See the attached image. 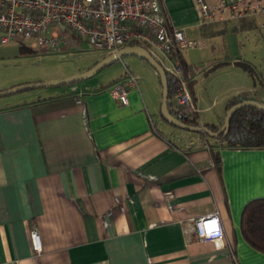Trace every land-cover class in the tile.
I'll list each match as a JSON object with an SVG mask.
<instances>
[{"label":"crops","instance_id":"obj_1","mask_svg":"<svg viewBox=\"0 0 264 264\" xmlns=\"http://www.w3.org/2000/svg\"><path fill=\"white\" fill-rule=\"evenodd\" d=\"M161 2L170 24L192 38L184 25L191 18L174 8L176 0ZM242 20L249 19L202 25L213 42L197 49L212 44L213 52L218 43L223 54L202 61L187 83L201 124L218 127L237 95L264 104L263 80L249 86L233 71L238 58L227 54L236 32L258 28L254 20L236 23ZM125 66L138 76L125 105L110 93L124 68L106 85L72 84L0 100V264L264 263L239 231L244 203L264 197V147H226L197 132L168 129L159 104L140 90L138 73ZM222 67L231 69L219 72L224 86L208 88L207 72ZM215 105L221 109L203 115ZM213 212L223 233L218 247L198 241L191 229L192 218ZM30 228L38 233V253Z\"/></svg>","mask_w":264,"mask_h":264},{"label":"built area","instance_id":"obj_2","mask_svg":"<svg viewBox=\"0 0 264 264\" xmlns=\"http://www.w3.org/2000/svg\"><path fill=\"white\" fill-rule=\"evenodd\" d=\"M202 22L217 20L256 21L264 29V0H193ZM84 41L91 50L107 55L121 47L138 45L158 63L172 80L166 109L179 121L191 120L194 112L187 86L201 71L200 65L183 64L179 52L205 46L203 38H188L182 28L173 27L161 0H0V44L16 43L38 55L68 44V35ZM125 76L110 88L122 105L127 88H137L138 76L123 65ZM198 241L222 243V228L215 212L191 219ZM30 245L40 251L38 233L28 230ZM264 264V263H260Z\"/></svg>","mask_w":264,"mask_h":264},{"label":"rangeland","instance_id":"obj_3","mask_svg":"<svg viewBox=\"0 0 264 264\" xmlns=\"http://www.w3.org/2000/svg\"><path fill=\"white\" fill-rule=\"evenodd\" d=\"M174 5V8L176 7L183 16H185V19L191 18L184 25L186 31L193 39L199 36L204 37L205 46L206 43L209 44L213 42L212 39L209 40V38H206L207 36L202 30V25L209 21L202 22L200 20L197 5L193 0H176ZM240 22L252 24L249 20H242L236 23ZM234 37L236 41H234L235 43L232 46L229 45L227 54L232 57H237L238 61L247 65L251 71L249 73V71L239 64L236 65L233 71L237 72L239 76H245L249 86L258 85V80L260 79L263 80L262 83L264 84V30L254 26L245 30H239L234 34ZM68 41L69 45L64 47L61 46L54 50H48L41 55H38L35 49H28L26 45L29 43L24 46V48L28 50L27 52L19 51V45L13 42L0 44V91L18 85L48 82L74 76L83 72L85 68H89L92 63L99 60L102 55L101 52L91 50L84 41H78V39L72 37L71 34L68 35ZM211 46L212 44L208 45L206 49L191 48L183 50L181 52L182 58L188 65L201 66L202 61L209 60L212 57H219L223 54L220 44L217 43L213 52L210 50ZM123 65L129 66L133 70L135 69L134 71H136L140 77L138 86L144 97L146 98V96H148L153 103L158 105L160 100V85L156 72L145 61L133 54L122 55L110 65L101 67L87 78L72 84H90L91 86L106 85L122 75ZM226 70L230 71L231 69L222 67L215 71V73H210L212 71L207 72L206 75L210 74L206 81V83L209 84L207 87L217 90L224 86L223 79L220 80L221 74L219 72H224ZM223 78L225 79V74ZM15 80H18V82L8 84ZM211 83H213V86L210 85ZM72 84L30 87L0 95V100L21 94L54 92L55 90ZM201 105L203 107L207 106L205 102H202ZM218 109H221V106H219V108L217 105L212 107L209 106L207 110L204 111L203 115L211 117ZM219 111L218 112L222 115L223 111ZM152 119L155 122V127L159 129L157 122L158 117L152 114ZM163 123L165 127L175 132H186L184 129L175 127L164 121ZM190 136L194 135L190 134ZM204 136L208 137L207 135Z\"/></svg>","mask_w":264,"mask_h":264},{"label":"trees","instance_id":"obj_4","mask_svg":"<svg viewBox=\"0 0 264 264\" xmlns=\"http://www.w3.org/2000/svg\"><path fill=\"white\" fill-rule=\"evenodd\" d=\"M244 25H251L247 23ZM19 51L27 52L24 46L19 45ZM249 71L247 65L238 63ZM166 80V102L171 96L172 80L165 74ZM243 99H247L245 94L230 98L226 103V109ZM191 120L186 124L193 126L207 127L215 131L218 127L214 125L201 124L195 117V113L190 114ZM205 135L202 132H197ZM212 139L221 146L234 148H259L264 147V111L250 105H245L236 109L229 117L226 132L219 133ZM215 164L219 163L218 152H212ZM239 231L243 240L253 249L264 254V197L252 198L244 203L239 215Z\"/></svg>","mask_w":264,"mask_h":264},{"label":"water","instance_id":"obj_5","mask_svg":"<svg viewBox=\"0 0 264 264\" xmlns=\"http://www.w3.org/2000/svg\"><path fill=\"white\" fill-rule=\"evenodd\" d=\"M125 54H133L141 58L143 61H145L149 66H151L154 69L160 85L159 114L167 123L173 126L187 129L193 132H202L203 134L213 138L216 137L219 133L224 134L226 132L230 115L239 107L250 105L264 111V104L255 102L254 100L251 99H243L233 105H230L227 109H225L221 124L218 126V128L215 131H211L207 127L188 125L186 123L179 121L174 116H172L166 109V80H165L164 71L158 65V63L148 54V52L144 48L138 45L121 47L115 52L105 55L100 60L95 62L92 66H90L83 72H80L74 76L64 79L54 80V81L28 83V84L14 86L6 90L0 91V95L8 94L17 90L26 89L30 87L72 84L74 82L87 78L88 76L93 74L96 70L111 64L112 62L118 60L120 56Z\"/></svg>","mask_w":264,"mask_h":264}]
</instances>
